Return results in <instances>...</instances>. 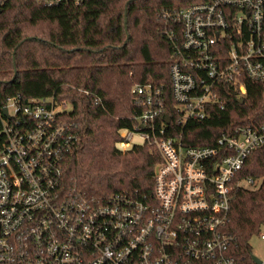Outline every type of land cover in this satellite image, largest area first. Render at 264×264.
I'll use <instances>...</instances> for the list:
<instances>
[{"label": "built area", "instance_id": "1", "mask_svg": "<svg viewBox=\"0 0 264 264\" xmlns=\"http://www.w3.org/2000/svg\"><path fill=\"white\" fill-rule=\"evenodd\" d=\"M174 21L182 28L170 65L177 124L224 108L220 90L243 102L244 78L264 82V0H206ZM133 92L142 110L119 145L129 149L139 135L159 152L146 201L133 192H65L63 159L78 139L72 125L60 121L53 103L8 98L10 119L0 131V264H259L231 252L225 226L233 181L264 146V123L223 133L212 146H186L166 133L163 88Z\"/></svg>", "mask_w": 264, "mask_h": 264}, {"label": "trees", "instance_id": "2", "mask_svg": "<svg viewBox=\"0 0 264 264\" xmlns=\"http://www.w3.org/2000/svg\"><path fill=\"white\" fill-rule=\"evenodd\" d=\"M204 1L0 0V131L10 119L3 112L8 98L60 106L58 118L78 138L63 159V190L86 197L133 192L146 201L159 152L148 143L118 147L142 110L136 86L163 88L166 133L186 146H212L223 133L264 123V82L248 78L243 102L220 90L224 108L214 105L203 120L176 123L170 65L182 28L174 19ZM248 179L258 188L242 185ZM263 226L264 146L248 157L231 190L225 230L244 263Z\"/></svg>", "mask_w": 264, "mask_h": 264}, {"label": "rangeland", "instance_id": "3", "mask_svg": "<svg viewBox=\"0 0 264 264\" xmlns=\"http://www.w3.org/2000/svg\"><path fill=\"white\" fill-rule=\"evenodd\" d=\"M132 145L141 144L143 140L139 135H135L132 139ZM118 147L120 148V145L118 144ZM121 149V148H120ZM245 187L249 189H257L258 184L253 183L252 185H247L246 180L243 181V184ZM261 232L264 233V226L261 229ZM251 247H252V253L258 257L261 261L264 262V240L261 239L260 235L255 236L251 240Z\"/></svg>", "mask_w": 264, "mask_h": 264}, {"label": "water", "instance_id": "4", "mask_svg": "<svg viewBox=\"0 0 264 264\" xmlns=\"http://www.w3.org/2000/svg\"><path fill=\"white\" fill-rule=\"evenodd\" d=\"M126 18H127V14H126ZM4 113L7 115L8 114V109L7 108H5L4 109ZM167 121L169 122V119H167ZM252 258H253V260L255 261V262H257V263H261V260L258 258V257H256L255 255H253L252 256Z\"/></svg>", "mask_w": 264, "mask_h": 264}, {"label": "bare ground", "instance_id": "5", "mask_svg": "<svg viewBox=\"0 0 264 264\" xmlns=\"http://www.w3.org/2000/svg\"><path fill=\"white\" fill-rule=\"evenodd\" d=\"M231 82V80H229V83Z\"/></svg>", "mask_w": 264, "mask_h": 264}]
</instances>
